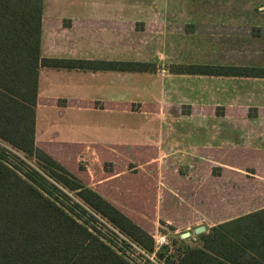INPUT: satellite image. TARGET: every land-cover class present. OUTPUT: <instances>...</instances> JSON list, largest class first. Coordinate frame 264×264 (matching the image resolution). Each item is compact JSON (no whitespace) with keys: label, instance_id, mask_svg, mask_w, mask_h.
<instances>
[{"label":"crops","instance_id":"0c3cea01","mask_svg":"<svg viewBox=\"0 0 264 264\" xmlns=\"http://www.w3.org/2000/svg\"><path fill=\"white\" fill-rule=\"evenodd\" d=\"M141 1L127 5L126 0H41V57L117 63L137 61L151 66L156 64V68L126 72L40 67L35 106L36 146L64 165L68 164V158L81 154L89 159L92 154L105 153L117 161L116 155L118 158L125 155L119 148L143 147L145 144L102 142L100 137L106 136V130L110 128L108 123L100 120L98 125L86 126L83 131L74 124H65L62 121L64 115L71 110H75L74 115L81 112L99 117L130 114L133 119L143 114L140 116H144V121L152 125L147 126L146 134L155 139V143H148L152 150L145 162L153 171L150 183L153 191L149 193L153 197L149 200L162 203L153 218L165 217L171 221V205L177 200L175 196L180 195L175 190L178 183H175L174 170L182 168L188 171L180 185L187 197L184 196L182 201L189 200L191 204L185 205L179 214L172 210L189 221L207 216L211 211L200 202L205 194L202 169L209 165L217 169L213 178L212 216L223 219L217 224L263 208L264 77L175 75L169 72L166 65L170 62V53L163 55L166 47L162 44V38L166 36L162 32L169 29L164 23L167 19L160 14L167 8L156 0ZM263 8L257 7L258 16ZM252 9L253 5L217 3V26L222 27L221 21L229 23L228 38L224 43H217V64L264 67V25L251 17L253 26L260 29L248 37H243L241 31ZM164 56L167 61H163ZM143 82L149 88L147 85L141 87ZM164 87L167 91L164 100L169 101L159 105L156 91L159 89L164 93ZM144 88L148 89L147 93L141 91ZM160 144L166 149L163 153ZM178 153L186 154L182 166L175 158ZM141 165L144 164H136L134 168ZM158 174L162 177L159 191ZM110 177L114 178L115 174ZM98 183L94 180L90 186L95 189ZM235 184L240 187L239 193L246 195L248 205L251 204L239 211L217 204L219 197L223 200L226 198L223 196L233 193ZM109 185L113 186V183ZM138 217L146 220L141 211ZM197 226L184 238L190 247L201 246L194 233ZM205 230L208 231L206 227Z\"/></svg>","mask_w":264,"mask_h":264},{"label":"trees","instance_id":"16d2710c","mask_svg":"<svg viewBox=\"0 0 264 264\" xmlns=\"http://www.w3.org/2000/svg\"><path fill=\"white\" fill-rule=\"evenodd\" d=\"M40 30L41 0H0V264H136L127 254L130 244L126 239L152 253L155 232L148 230L149 220L131 218L122 207L83 185L77 177L81 173L73 166L76 158H68L66 166L36 146L37 76L40 67L126 72L153 67L137 61L43 58ZM171 71L264 77V67L251 66L189 64ZM130 147L119 149L132 156L135 164H145L150 148L133 147L147 149L136 155ZM151 182L145 185L148 195L140 198H148L142 202L145 205L150 202L148 218H153L155 208V201L149 200L153 197L149 195ZM197 236L200 247H190L179 237L172 242L177 246L174 252L167 248L156 252L157 262L264 264V207L212 225ZM172 243L169 239L167 245Z\"/></svg>","mask_w":264,"mask_h":264},{"label":"rangeland","instance_id":"374dc122","mask_svg":"<svg viewBox=\"0 0 264 264\" xmlns=\"http://www.w3.org/2000/svg\"><path fill=\"white\" fill-rule=\"evenodd\" d=\"M147 1H154V0H147ZM146 1V2H147ZM157 3L160 6H163L164 8H167L165 11H162L161 16L166 20L167 22V29L166 32H162V35H166L164 38H162V44L164 43V46L166 49L163 48V55L170 53L168 56L170 59H168L170 62L167 63V69L169 72H172L171 69H173L175 66L179 65H223L224 64L218 63L217 64V43H224V40L228 38V34L226 31H228V22L221 21L222 27L217 26V3H225V4H233V3H239L241 5H253V9L250 13V16L248 15L247 21L243 22V26H241V31L243 34V37L251 36L253 32L257 31V29L253 26V22L250 20L252 17L253 20H256L259 24L264 25V8L261 10L263 11L262 14L257 15L258 6H264V0H156ZM127 5L128 4H140L142 3L141 0H126ZM128 10V9H127ZM128 12V11H127ZM164 13L166 15H164ZM159 14V15H160ZM159 16V19L162 18ZM251 18V19H252ZM169 25V27H168ZM165 28V27H164ZM264 31V30H263ZM169 32V33H168ZM158 35H161L160 32ZM255 35V34H254ZM162 53V52H161ZM224 54V53H223ZM166 56H164L163 61ZM184 61L183 63H181ZM163 64V63H159ZM156 65V64H155ZM155 65L152 64L153 69H155ZM174 73V72H172ZM177 74H186V73H174ZM159 75H161L159 73ZM210 76V75H206ZM217 76V75H214ZM142 85H147L145 82ZM147 88H149V85H147ZM143 93H147L148 89L144 88L141 90ZM151 95H154V91L150 90ZM156 95L158 98H156V101H159V105H161V102L169 101L164 100L167 98V91L164 87V93L159 89L156 91ZM153 97V96H152ZM164 100V101H163ZM75 114V110H71L69 113H66L64 115V119L62 121L65 122V124L71 126L74 124L78 127V130L85 129L86 126H96L101 120V123L103 122L108 123V128L106 130V136L100 137L102 142L105 143H127V144H137V143H144L145 145L143 147L149 148L148 143H155V139H151L149 135L146 134L147 126H152L151 124H147V120L144 121V116H140L143 114H138L136 118L133 119V116L130 114H115L117 116L109 115L104 117L96 116L95 114L91 113L90 115H86L84 112ZM156 115V114H152ZM135 116V115H134ZM56 115L54 116V119H56ZM136 120V121H135ZM70 123H66V122ZM152 122V120H150ZM157 141V139H156ZM138 145V144H137ZM153 145V144H150ZM133 146V145H132ZM160 151L163 153V150L166 149L163 148L164 144H160ZM135 147V146H133ZM133 147H130V149H134ZM143 151H145V149ZM147 150V149H146ZM150 150H152L150 148ZM143 151L139 148L136 150H133L134 154H143ZM175 155V154H173ZM118 157V156H117ZM97 158V159H95ZM120 159H117V161L112 160L109 156H106V154L102 153L100 155L92 154L90 155V158H85V154H81V156L76 157V162L73 164L75 165V171L80 172L81 174L77 176L81 183L85 186H90V184L93 183L94 180H98L99 183L97 187L95 188L96 191H98L100 194L104 195L107 199H109L111 202H113L115 205L122 207L123 210L131 217L135 218L137 220V216L140 214V211H143L144 218L149 220L148 223V230L159 232V233H166L167 236L170 239V242H174L177 238H182L181 234L188 231L191 234L193 233V227L198 224V226L203 225L207 229L211 227L212 225L217 224V221L223 220V219H217V217L212 216V207H213V201H212V189H213V178L214 175L217 174V169L214 168V166L209 165L208 168H203V177L205 179V194L203 202H200V205H204L207 210H210L211 212H207V216L197 219L196 221H189L187 217L179 216V212H181V209L186 205L188 206L191 204L189 200L182 201V198L186 195H184L183 186L180 190V185L182 184V181L185 179V174H187V170L182 169H175L174 170V176H175V183H178L176 186V191L180 193V195L175 196L177 200L172 203L171 205V211L169 214H172L170 217L171 221H167L165 217H154V218H148L151 216V208L149 207L150 202L147 201L145 205L142 203L143 201L140 199L141 197H144L145 195H148V192L146 194V184L149 183V180L151 179V171L149 170V166H147L149 163H146L144 165L139 166L138 169H135V159L132 158V156H120ZM175 158L178 163V165L182 166V161L186 159V154L178 153L175 155ZM30 163H33L34 160H29ZM132 162V163H131ZM134 164L133 167H129V165ZM91 173V174H90ZM115 174L114 178H111L110 175ZM136 175H138L137 180H135ZM158 179V191H159V180L162 179V177H159V174L157 175ZM113 183V186H110L109 184ZM236 183V180H235ZM93 188V187H91ZM240 187L235 184L232 191L233 193L231 195H225L223 197V200L221 197H219V200L217 201L218 205L222 206H230L233 209L242 210L243 208L249 207L251 204L248 205V200L246 195L239 193ZM137 192V193H136ZM75 193L72 195L74 196ZM136 197L138 200H136ZM187 198V197H186ZM245 199L243 201H240V199ZM68 202L67 200H65ZM141 204V206H139ZM155 205L154 212L156 210V213L158 214V207L162 205L161 202H155L153 203ZM240 204V206H238ZM141 207V208H140ZM172 209H175L177 212H174ZM175 213H177L175 215ZM189 222L191 224H189ZM167 223H171L170 225ZM189 224L190 229H186V225ZM173 225V226H172ZM99 228L103 234H107L106 228L99 225ZM202 233H206V230L203 232H200L195 235H199ZM198 237V236H197ZM186 238V237H185ZM183 239V238H182ZM169 249L170 252H174V250L177 248L176 245L173 246V243L171 245L164 246L161 248V251L166 252ZM132 253V257L136 260V264H145L146 262L137 257L134 252L130 251Z\"/></svg>","mask_w":264,"mask_h":264},{"label":"built area","instance_id":"2783aa9c","mask_svg":"<svg viewBox=\"0 0 264 264\" xmlns=\"http://www.w3.org/2000/svg\"><path fill=\"white\" fill-rule=\"evenodd\" d=\"M128 241V243L130 244V249L128 251V255L136 262V260L132 257V252H134V254L139 257L140 259H142L143 261H149L153 264H159L156 260V252H158L162 247L166 246L169 242V237L167 236L166 233H159L156 232L154 234V250L152 253H147L145 252L143 249H141L139 246H137L136 244L132 243L131 241H129L128 239H126Z\"/></svg>","mask_w":264,"mask_h":264},{"label":"water","instance_id":"95a60500","mask_svg":"<svg viewBox=\"0 0 264 264\" xmlns=\"http://www.w3.org/2000/svg\"><path fill=\"white\" fill-rule=\"evenodd\" d=\"M204 230H205V226L200 225V226L195 227V229H194V233H195V234H198V233H200V232H203ZM189 235H190V232L186 231V232H184V233L181 234V237H182V238H185V237H187V236H189Z\"/></svg>","mask_w":264,"mask_h":264}]
</instances>
